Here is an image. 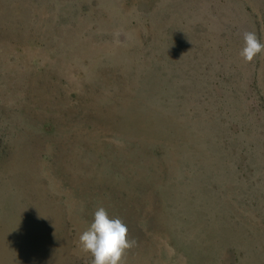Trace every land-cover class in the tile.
<instances>
[{
  "label": "rangeland",
  "instance_id": "374dc122",
  "mask_svg": "<svg viewBox=\"0 0 264 264\" xmlns=\"http://www.w3.org/2000/svg\"><path fill=\"white\" fill-rule=\"evenodd\" d=\"M264 0H0V264H264Z\"/></svg>",
  "mask_w": 264,
  "mask_h": 264
},
{
  "label": "clouds",
  "instance_id": "9594fccd",
  "mask_svg": "<svg viewBox=\"0 0 264 264\" xmlns=\"http://www.w3.org/2000/svg\"><path fill=\"white\" fill-rule=\"evenodd\" d=\"M244 47L240 56L250 63L264 53L261 43L254 31L243 34ZM136 244L129 239V229L120 218H112L104 207H99L90 226L79 236L81 251L92 256L91 264H124L128 250Z\"/></svg>",
  "mask_w": 264,
  "mask_h": 264
}]
</instances>
